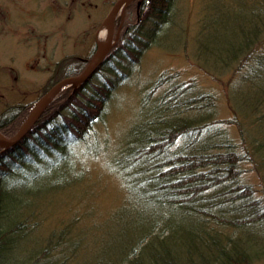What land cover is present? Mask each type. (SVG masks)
I'll return each instance as SVG.
<instances>
[{
    "label": "trees",
    "instance_id": "1",
    "mask_svg": "<svg viewBox=\"0 0 264 264\" xmlns=\"http://www.w3.org/2000/svg\"><path fill=\"white\" fill-rule=\"evenodd\" d=\"M255 2L253 8L218 4L222 27L213 33L209 30L213 19L205 13L200 21L203 38L199 46L204 55L212 52L211 61L202 60L205 65L231 70L233 110L243 113L245 119L256 116L257 122L264 119V0ZM178 8L179 0L132 1L125 11L118 44L95 74L80 87L61 91L19 142L0 147V264L6 256L24 248L27 253L22 258L16 256L13 264H68L76 253L80 256L81 249L85 251L82 255L93 260L86 251L85 233L77 229L79 216L72 210V218L53 224L45 237L43 229L50 212L47 201L59 205L60 199L55 202L52 196L59 197L61 191L87 180L86 165L96 157L95 150L102 153V143H95L99 139L97 124L108 117L118 81L130 77L150 48L165 45L161 41L176 27ZM121 20L120 16L117 26ZM96 51L93 39L87 55L69 54L58 61L55 82L79 74ZM168 75L156 82L153 92L174 77ZM173 84L166 91L167 97L158 98L160 106L151 108L148 117L141 115L135 120L126 132L124 146H117L116 168L111 171L124 185V199L95 224L103 229L116 216L119 243L110 260L97 261L212 264L209 257H214L216 264H253L264 258V248L252 249L257 229L254 238L245 241L239 231L264 222V206L253 199L255 187H230V182L239 175L236 168L249 157L264 170V122L256 123L260 128L257 133L247 130L252 153L241 154L225 132L220 130L221 134L214 136V129L223 127L215 116L213 94L202 93L188 100L186 85ZM148 95L142 99L141 112L152 106ZM193 108L197 109L191 113L189 109ZM30 109L31 105L20 103L3 109L0 132L12 137ZM234 122L242 126L244 138L248 128L240 123L241 119ZM180 136L187 146L170 153ZM133 192L138 198H129ZM97 210L90 204L84 212L77 209L82 218ZM193 214L201 215V221L194 223ZM206 217L219 219L223 228H239L238 235L216 236L215 230L221 226L210 225Z\"/></svg>",
    "mask_w": 264,
    "mask_h": 264
},
{
    "label": "rangeland",
    "instance_id": "2",
    "mask_svg": "<svg viewBox=\"0 0 264 264\" xmlns=\"http://www.w3.org/2000/svg\"><path fill=\"white\" fill-rule=\"evenodd\" d=\"M116 1L0 0V112L12 104H29L31 105L29 117L37 103L56 83L58 79L56 63L69 54L87 55L92 50L93 39L99 47L97 32L103 27ZM218 4L222 7L234 8H241L243 5L249 8L256 7L255 0H179L178 21L176 27L162 39L161 43L165 45L150 48L130 77L125 81H118L109 105L108 117L97 124L96 137L99 139L95 143L97 145L102 143L100 147L102 153L95 150L93 155L96 157H91V160L88 157L86 170L89 177H85L84 181L87 179L85 182H79L71 189L61 191L59 197L52 196L55 202H57L56 198L60 199L59 205L52 206L51 201H47L50 212L46 221V230L43 229L45 237L48 236L53 224L58 221H68L72 218L69 215L73 212L79 216L77 229L86 235L85 238L80 234L85 238L86 251H90L87 253L93 260L82 255L85 251L81 249L80 256L76 253L68 264H99L97 259L110 260L117 251L119 243L117 234L120 229L118 218L113 215L104 224L103 229L95 224V220L103 217L108 209L116 207L124 199V185L120 177L111 171L112 168H116L114 157L117 146L122 144L124 146L128 138L126 132L130 131L136 119L141 115L148 117L151 108L157 104L160 106L161 101L158 103V98L167 97L166 91L173 83L186 85L188 90L185 96L190 97L188 100L202 93L213 94L215 116L221 122L219 126L223 127L219 130L214 129V136L220 135L223 131L236 146L234 147L236 151L241 154L252 153L250 132L247 130L251 129L253 133L259 132L260 128L256 123L262 124L264 119H258L256 122V116L245 119L243 113L240 111L236 113L233 110L235 103L232 102L233 87L230 86L231 70L224 71L221 67L214 70L213 67L202 62V60L211 61L213 57L210 50L206 55L202 54L204 50L199 46L203 38L200 34V21L201 18L204 19L206 13L210 19H213L209 30L213 33L215 29L221 28ZM121 13L120 10L118 16ZM119 27L120 23L116 31ZM168 74L174 76L169 79L171 81L162 83L156 93L153 92L156 82L161 77L169 76ZM71 87H74V84L66 85L61 91L65 92ZM148 92L149 95L151 94L149 102L152 106H146L145 111L141 112L142 99L147 98ZM167 104L164 106L166 109ZM196 109L189 110L193 113ZM239 119H241L240 123L248 128L245 130L244 138L242 126L234 122ZM178 139L170 153L183 151L187 146L183 137L180 136ZM3 144H0V147ZM236 170L239 175L233 178L230 187L239 184L252 185L256 189L253 199L259 200L264 206V170L256 166L253 158L250 157L244 159ZM209 192L214 193L213 190ZM135 193H130L129 198H138ZM89 204L96 206L98 210L95 213L85 212L86 215L82 218V213L77 209L84 212ZM200 216L193 214L194 223L201 221ZM206 219L212 226H225L219 219L208 217ZM223 226L220 230H215L216 236L223 238L238 235L239 228L230 226L223 228ZM255 228L257 242L254 240L252 249L264 248V222L240 230V237L244 241L249 237L254 238ZM206 237L208 239L207 235ZM247 243L251 246V241ZM26 253L25 248L18 249L14 251L13 256H6L3 264H13L16 256L22 258ZM209 258H211L209 262L216 264L214 257ZM253 264H264V258Z\"/></svg>",
    "mask_w": 264,
    "mask_h": 264
},
{
    "label": "water",
    "instance_id": "3",
    "mask_svg": "<svg viewBox=\"0 0 264 264\" xmlns=\"http://www.w3.org/2000/svg\"><path fill=\"white\" fill-rule=\"evenodd\" d=\"M134 0H117L113 8L111 9L108 19L111 20L109 28L108 41L103 47H98L96 53L92 57L88 66L85 70L77 75L65 77L58 82H56L41 98L27 121L22 125V127L17 131L13 137H7L0 132V144L5 143L7 145L13 146L19 142L33 127L42 113L46 110L48 105L52 102L54 97L60 92L66 85L75 84L77 87L81 86L86 82L103 64L106 57L109 55L113 47L118 43L120 38V29L122 27V21L119 29L116 31V20L118 18V11L121 9L122 19L124 18L127 6Z\"/></svg>",
    "mask_w": 264,
    "mask_h": 264
},
{
    "label": "bare ground",
    "instance_id": "4",
    "mask_svg": "<svg viewBox=\"0 0 264 264\" xmlns=\"http://www.w3.org/2000/svg\"><path fill=\"white\" fill-rule=\"evenodd\" d=\"M120 10L121 9H119V11ZM110 23L111 20L107 18L106 21L104 22L103 27L97 32V36L99 40L98 42L100 44V47H103L108 41Z\"/></svg>",
    "mask_w": 264,
    "mask_h": 264
}]
</instances>
